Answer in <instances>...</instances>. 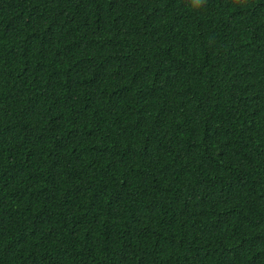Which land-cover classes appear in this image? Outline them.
Here are the masks:
<instances>
[{"label":"trees","instance_id":"1","mask_svg":"<svg viewBox=\"0 0 264 264\" xmlns=\"http://www.w3.org/2000/svg\"><path fill=\"white\" fill-rule=\"evenodd\" d=\"M0 264H264V0H0Z\"/></svg>","mask_w":264,"mask_h":264}]
</instances>
